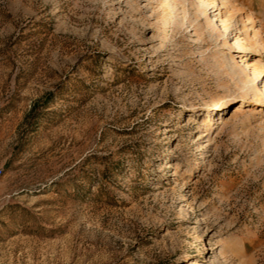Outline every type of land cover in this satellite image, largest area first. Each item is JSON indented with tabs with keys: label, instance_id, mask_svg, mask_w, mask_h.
<instances>
[{
	"label": "rangeland",
	"instance_id": "rangeland-1",
	"mask_svg": "<svg viewBox=\"0 0 264 264\" xmlns=\"http://www.w3.org/2000/svg\"><path fill=\"white\" fill-rule=\"evenodd\" d=\"M258 40L264 0H0V264H264Z\"/></svg>",
	"mask_w": 264,
	"mask_h": 264
},
{
	"label": "bare ground",
	"instance_id": "bare-ground-1",
	"mask_svg": "<svg viewBox=\"0 0 264 264\" xmlns=\"http://www.w3.org/2000/svg\"><path fill=\"white\" fill-rule=\"evenodd\" d=\"M173 1H175V0H173ZM216 1L217 0H211V4L213 5V7H215L216 6ZM223 22H227V21H224L223 20ZM260 32H257V35L259 34ZM246 39H250V37H249V35H247V37H246ZM256 43H260V44H262V48L264 49V41L263 40H258ZM236 44H237V46H239V48H243V45H242V43H241V39L240 38H238V40L236 41ZM247 65H248V67H250V70H251V73H252V75H253V79H251V87H253V90L256 92V96H257V99L258 100H260V97H261V95L262 96H264V94H262V93H259L260 92V88H259V86L255 83V81H254V79H263V77H264V75H263V73H264V70L263 69H260L257 65H251V63H250V65L247 63ZM242 80V77H240L239 78V81H241ZM264 88V87H263ZM245 92V89H244V87L242 88V91H241V93L242 92ZM239 96L240 97H243V95L242 94H239ZM236 98V96L234 97V96H232V97H229V98H227L226 99V97H224V98H222L221 99V104H222V106H225L226 104H230L232 101L231 100H233V99H235ZM222 119H224L223 117H222ZM224 121V120H223ZM222 120L220 121V123H222L223 122Z\"/></svg>",
	"mask_w": 264,
	"mask_h": 264
}]
</instances>
